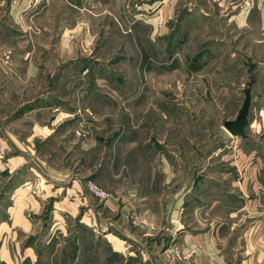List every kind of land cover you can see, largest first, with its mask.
<instances>
[{"label":"rangeland","instance_id":"1","mask_svg":"<svg viewBox=\"0 0 264 264\" xmlns=\"http://www.w3.org/2000/svg\"><path fill=\"white\" fill-rule=\"evenodd\" d=\"M43 10L50 15L39 22ZM3 11L2 31L20 42L7 49L21 45L40 69L19 83V103L0 89V129L20 132L23 145L0 146V264H143L162 255L169 244L136 243L117 215L102 217L109 197L91 193L97 174L117 190L94 184L106 192L156 195L157 214L182 190L181 234L200 241L173 248L176 259L264 264V0H4ZM248 97L238 137L225 121ZM34 119L52 133L32 144ZM55 164L69 175L60 179Z\"/></svg>","mask_w":264,"mask_h":264},{"label":"crops","instance_id":"2","mask_svg":"<svg viewBox=\"0 0 264 264\" xmlns=\"http://www.w3.org/2000/svg\"><path fill=\"white\" fill-rule=\"evenodd\" d=\"M3 1L4 0H0V12H4ZM49 15H50L49 10H43L42 13L37 14L38 17L37 16L36 17L37 20L41 22L46 16L48 17ZM3 16L4 14L0 13V19ZM6 22L7 21L4 20L2 23H6ZM55 26L58 27L56 24ZM2 29L4 28L0 24V38H6L10 44L6 43L0 46V89L2 88L5 89V91H3L2 93H5L6 91L11 92L10 99L19 103L22 97L20 91H18L19 83L20 85H22L24 82H27L28 80L29 81L36 80L38 77L37 69L38 68L40 69L39 67L40 65L38 66L28 65V59H29L27 56L28 52L25 51L23 52V54L22 52H19V50H24V48L21 45H17L18 47L16 46L13 49L11 48L7 49L8 47H11L20 42L14 41L13 37L10 38L11 35L8 34L10 29L5 31H2ZM80 31L81 30L79 29V32ZM31 33L33 35V39L34 38L38 39L39 37L42 38L40 33L37 34L34 31H31ZM65 33L67 32H64V35L62 36V41L60 43V47L63 48L64 50L69 48V43H67V47H65L63 44ZM52 34L54 35V31H52ZM6 55H8L7 57H9L10 55V59L8 60L7 63L5 62V60L2 61V58ZM21 111H23V109ZM37 111L38 110H36V112ZM40 122L41 121H39L38 119H34L33 125H31V128L33 129V133L29 134L27 138V141L29 143L34 142V139L37 135L44 136L43 132L46 128L49 130V132L46 135L52 133V131L50 132V128L44 126L43 124H41L42 122L41 123ZM0 134L4 135V137L3 136L0 137V146L2 147L14 146L16 148L23 147L21 143L22 141L18 138L22 136L20 132H16V130H13L11 127L10 129L8 127H5L4 129H0ZM45 138H47V136ZM166 160L167 159H164L160 162L162 169L161 171L163 173H167V177L165 178H168V180L170 181L173 176L172 173L173 171L169 161ZM145 163H147L148 167L145 168L143 166L142 170L145 168V170L152 173L153 172L152 168L151 166H149L150 162L145 161ZM53 171L57 174V176H61L60 179L69 175L67 173L58 171L56 164L55 167H53ZM73 176L75 175L73 174L72 177ZM93 176L94 179L90 180L91 178L89 175V180L91 181V183L97 184L101 186L103 189L106 188L108 190H113L112 187L110 186V183L102 178L103 177L102 175L97 174ZM115 176L117 178L120 177V172L119 173L117 172ZM147 182H150V180L148 179ZM75 183L80 184L78 180H76ZM125 190L126 189L124 188L123 191L121 190L116 193L113 192L110 193L108 191L110 193L109 199L105 201L104 204L101 205L103 208L102 207L100 208V213H102V217H103V211H105V213L107 214L109 213L111 215H117L119 218L117 226H119L121 230L127 231L129 234H132V238H134L136 243L143 245L145 243L144 241H149L150 243H153L152 241H154L153 244L161 247L165 246L166 244H169L168 249L165 252H163L162 255H157L158 258L155 257V261L152 258L149 259V257L145 259L139 258V260L143 261V264H156L155 262H158L157 264H201L199 261V256H197L193 260L188 261L187 259L178 260L173 255H171L172 249L175 247L190 246L193 243L200 241L199 236H191L189 238V236H187L188 234H181L182 221H180L181 218L180 207L183 198L181 197V195H178L179 194L178 192H181L182 190L175 193L174 198L171 200V203L169 204L167 214H157L154 207L156 206L157 209L158 203H156L155 201H159V199H157L156 195L150 196L149 194L142 193L139 196L137 189L134 186L133 188H129L128 192H125ZM113 191H117V190H113ZM89 199L87 197V200ZM90 204L87 205L89 209V216L92 215L96 216V214L94 213L96 211V208L90 206ZM153 204L155 205L153 206ZM64 206L65 207L69 206V208H71L72 210H75V208L77 207L76 203H70V204L64 203ZM133 218L137 221L139 220L140 223H145V224L141 226H137L140 228H134L131 222ZM157 219H164L166 221V225H164V227L156 226V223H158ZM109 224H113V223H109ZM106 227H108V225ZM129 227L131 228V233L128 231ZM138 231L139 233H142L141 237L137 235ZM163 236H167L168 238ZM165 238H167V240H165ZM203 238L205 237H202V240L206 242L208 248H213L215 246L214 243H210V241H207V239H203ZM146 252L148 251L146 250ZM139 254L145 255V252ZM255 259L256 258H254V264L261 263L260 258L257 259L258 263L256 262ZM161 261H163V263H161ZM208 264H222V262L221 260L212 257L208 262Z\"/></svg>","mask_w":264,"mask_h":264},{"label":"water","instance_id":"3","mask_svg":"<svg viewBox=\"0 0 264 264\" xmlns=\"http://www.w3.org/2000/svg\"><path fill=\"white\" fill-rule=\"evenodd\" d=\"M250 97H248L235 120L225 121L226 128L235 136L245 137V127L248 125V114L250 108Z\"/></svg>","mask_w":264,"mask_h":264},{"label":"built area","instance_id":"4","mask_svg":"<svg viewBox=\"0 0 264 264\" xmlns=\"http://www.w3.org/2000/svg\"><path fill=\"white\" fill-rule=\"evenodd\" d=\"M90 189L91 193L94 194L96 197L100 198L101 200L107 199L109 197V193L97 185L92 184ZM187 253L189 256H194L197 253V249L193 247L192 249H189Z\"/></svg>","mask_w":264,"mask_h":264}]
</instances>
